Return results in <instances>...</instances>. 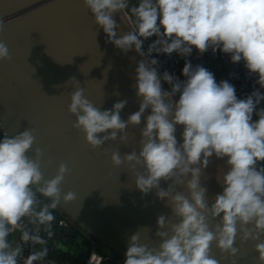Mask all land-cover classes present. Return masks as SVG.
I'll return each instance as SVG.
<instances>
[{"label":"clouds","instance_id":"9594fccd","mask_svg":"<svg viewBox=\"0 0 264 264\" xmlns=\"http://www.w3.org/2000/svg\"><path fill=\"white\" fill-rule=\"evenodd\" d=\"M81 2L103 29L107 42L124 54L134 49L145 58L135 69L138 111L123 120L120 113L127 99L101 110L77 87L68 106L75 117L72 127L84 134L93 149L118 138L123 143L128 126H139L150 109L140 129L139 152L122 156L114 151L110 159L114 167L141 168L135 187L143 194L156 189L157 197L166 200L176 218L168 231L161 230L169 224L166 216L157 218L158 247L140 243L138 232L133 234L123 264H219L210 254L211 244L215 242L221 254L235 257L238 231L242 244L260 241L255 251L259 264H264V108L257 110L264 94L254 90L238 99L234 85L217 82L202 65L185 60L182 74L186 79L180 81L168 71L159 74L158 59L148 58L153 53L187 57L194 50L201 55L209 49L219 50L233 63L243 61L248 74H255L256 83L264 88V0H138L130 8L134 27L119 37L120 26L113 17L120 13L126 18L128 0ZM4 26L0 19V31ZM151 37L156 39L146 54L142 45ZM10 59L7 45L0 41V61ZM161 81L169 84L170 91L162 89ZM178 125L183 126L182 143L176 137ZM34 133V128H27L12 137L7 133L0 136V264H19L23 248L19 244L13 247L8 239L17 230L24 244L42 246L30 252L23 264L44 261L47 241L40 233L43 230L49 238L53 236L51 210L60 205V185L70 171L60 163L55 176L44 179L43 152L39 147L33 149ZM30 151L32 158L27 155ZM213 156L224 161L226 171L218 176L223 190L209 206L201 176ZM162 180L172 183L164 189ZM181 185L188 195L176 190ZM62 199L70 202L74 193L68 192ZM217 219L210 228V220Z\"/></svg>","mask_w":264,"mask_h":264},{"label":"water","instance_id":"95a60500","mask_svg":"<svg viewBox=\"0 0 264 264\" xmlns=\"http://www.w3.org/2000/svg\"><path fill=\"white\" fill-rule=\"evenodd\" d=\"M123 15L116 13L113 17L120 26L118 37L134 27L128 15L124 19ZM0 19L5 23L0 41L7 45L11 56L10 60L0 61V129L9 137L27 128L35 129L33 149L39 147L43 152L44 179L53 178L59 164H66L70 171L60 185L58 207L92 238L73 226H59L61 216L51 210L55 217L57 263L85 264L94 240L104 256L110 252L124 260L129 239L136 232L140 243L158 247L161 241L155 236L157 218L166 216L169 224L161 230L168 231L170 223L176 222L171 208L166 200L157 197L156 189L143 194L135 187V176L143 171L141 168L133 171L128 165L114 167L110 159L114 151L122 156L139 152L140 129L151 110L145 111L139 126H128L125 142L118 138L96 149L72 127L75 117L68 111L70 94L79 87L101 110L127 99L120 113L127 120L139 110L135 69L145 57L134 49L124 54L107 42L103 29L98 28L81 0H0ZM147 49L143 43L142 51L147 54ZM158 72L161 74L159 68ZM161 83L163 90L170 91L166 82ZM182 131L183 126L178 125L179 143ZM27 155L32 158L33 152ZM224 171V161L213 156L202 172L201 183L207 188L209 206L223 190L218 176ZM171 183L162 180L160 187L167 189ZM176 190L188 195L182 185ZM68 192L74 193V199L65 203L62 197ZM216 223L218 219L210 220V228ZM259 242L242 244L238 231L234 247L239 251L235 257L221 254L215 242L210 254L219 264H232L233 260L235 264H259L255 251ZM106 262L114 264L115 260L108 258Z\"/></svg>","mask_w":264,"mask_h":264},{"label":"built area","instance_id":"2783aa9c","mask_svg":"<svg viewBox=\"0 0 264 264\" xmlns=\"http://www.w3.org/2000/svg\"><path fill=\"white\" fill-rule=\"evenodd\" d=\"M129 8L125 9L124 11L128 15L131 23L134 20V17L132 16L130 12V8L133 7L132 0H128ZM133 25V24H132ZM134 26V25H133ZM156 37H151L148 40L144 41L146 46L148 47ZM207 55L208 57H213V58H218V59H223V58H228L229 60V68L225 71L226 72V77L227 81L234 85L236 95L238 99H244L248 95H250L254 90H259L261 94H264V88H261L258 83H256V80L258 77L253 74L249 75L248 70L244 66V62H238V63H233L231 62L230 56L223 54L221 51L217 50L216 52H213L211 49H209L206 53L201 55L198 51L195 53L192 52L191 55L187 57H182L178 55L177 53H172L171 55H165V54H159L157 55L156 53H153L152 56L159 61V70L161 74L164 71H168L169 74L174 75L176 78H178L180 81L185 80L186 78L182 74V68L184 67L185 60L190 61L195 57H204ZM169 86V84H168ZM170 87V86H169ZM179 94H177L178 98ZM264 108V100L261 101L259 105H257V110ZM258 119V117L253 114V120ZM3 135V131L0 129V136ZM39 195V194H38ZM50 200H47L46 203H50ZM57 213L60 214L61 218L58 223L59 226H64V227H69L73 226L81 231L83 235H85L88 238H91V236L80 226L75 223L72 218L67 215L64 211H62L59 207L54 209ZM25 224H27V220L25 219L23 221ZM62 222V223H60ZM29 227H32L31 225H28ZM17 234L18 238V244L21 245L23 248L22 256L19 258V264H23V259L26 258L30 252L34 250H40L41 245H32V244H24L21 239V233L19 230L12 232L11 234ZM40 235L47 241V244L45 245L48 249V253L54 251L56 252V243L54 240V235H55V227L53 223V236L51 238L48 237L47 233H45L43 230L41 231ZM92 239V238H91ZM94 240V239H93ZM95 245L94 247L89 251L88 256L85 258V264H106V260L108 258L115 260L114 264H123V259L115 255L114 253H108L107 256H104L102 253H100L96 247H99V244L94 240ZM38 264H52L50 258L48 255L45 257L43 262H38ZM110 264V263H109Z\"/></svg>","mask_w":264,"mask_h":264},{"label":"rangeland","instance_id":"374dc122","mask_svg":"<svg viewBox=\"0 0 264 264\" xmlns=\"http://www.w3.org/2000/svg\"><path fill=\"white\" fill-rule=\"evenodd\" d=\"M133 6H136L138 4V0H132ZM194 53L196 50L193 51ZM194 66L199 64L205 67L208 71L212 72L217 80V82L220 81H227L226 77V70L229 68V60L228 58L218 59L213 57H208L205 55L204 57H195L192 60H190Z\"/></svg>","mask_w":264,"mask_h":264},{"label":"crops","instance_id":"0c3cea01","mask_svg":"<svg viewBox=\"0 0 264 264\" xmlns=\"http://www.w3.org/2000/svg\"><path fill=\"white\" fill-rule=\"evenodd\" d=\"M9 242L13 245V247H15L16 245H18V238H17V234H10L9 235ZM48 257L50 258L52 264H58V258H57V252L52 251L51 253L49 252ZM109 264V263H106Z\"/></svg>","mask_w":264,"mask_h":264}]
</instances>
